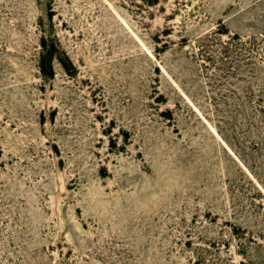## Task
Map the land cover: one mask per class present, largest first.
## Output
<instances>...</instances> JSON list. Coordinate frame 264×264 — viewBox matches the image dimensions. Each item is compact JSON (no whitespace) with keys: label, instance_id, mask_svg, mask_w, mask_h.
I'll list each match as a JSON object with an SVG mask.
<instances>
[{"label":"rangeland","instance_id":"374dc122","mask_svg":"<svg viewBox=\"0 0 264 264\" xmlns=\"http://www.w3.org/2000/svg\"><path fill=\"white\" fill-rule=\"evenodd\" d=\"M0 264H264V0H0Z\"/></svg>","mask_w":264,"mask_h":264},{"label":"bare ground","instance_id":"6f19581e","mask_svg":"<svg viewBox=\"0 0 264 264\" xmlns=\"http://www.w3.org/2000/svg\"><path fill=\"white\" fill-rule=\"evenodd\" d=\"M195 108V107H194ZM215 133V132H214Z\"/></svg>","mask_w":264,"mask_h":264}]
</instances>
